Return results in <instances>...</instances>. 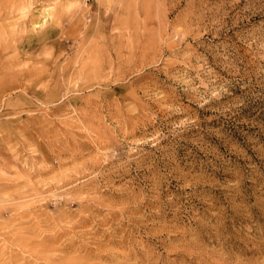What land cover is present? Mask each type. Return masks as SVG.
Here are the masks:
<instances>
[{
	"label": "clouds",
	"instance_id": "9594fccd",
	"mask_svg": "<svg viewBox=\"0 0 264 264\" xmlns=\"http://www.w3.org/2000/svg\"><path fill=\"white\" fill-rule=\"evenodd\" d=\"M0 264H264V0H0Z\"/></svg>",
	"mask_w": 264,
	"mask_h": 264
}]
</instances>
